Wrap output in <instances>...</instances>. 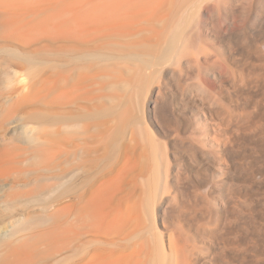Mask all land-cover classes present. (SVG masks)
<instances>
[{
  "label": "rangeland",
  "instance_id": "rangeland-1",
  "mask_svg": "<svg viewBox=\"0 0 264 264\" xmlns=\"http://www.w3.org/2000/svg\"><path fill=\"white\" fill-rule=\"evenodd\" d=\"M153 1L157 3L158 0ZM139 2L140 0H0V264H74L79 259H83L79 260L83 263L86 258L94 254L93 251L97 246H101L97 235L98 228H94L97 226L96 218L88 212L89 193H81L84 191L85 181L90 177L89 166L95 165L98 153H89V155L94 153L96 155L85 157V150L98 149L101 144L100 139L94 138V135H98V138L101 135H107L114 128L117 119H107L106 125L96 129L83 119L81 114L89 108L91 103L107 105L111 97H117L116 94L120 97L121 94H126L125 91L123 92V87H120L126 82L131 86L127 91L128 97L130 95L128 101L130 100L131 104L127 101V105L135 111H130L132 119L125 124L126 135H130V131L137 133L138 128L146 131L145 126L149 122L144 104L148 97L147 88L142 96L136 93L138 86L132 77L140 68L125 50L128 43L131 44L134 40L145 42L151 40V43L154 42L153 44L160 46L158 39L152 37L167 20L165 16L166 13L168 14L167 4L165 0L158 1L166 7L163 9V5L150 2L153 5L148 4L147 8L139 12L140 15L137 14L138 17L143 16L140 18L141 21L136 16L134 23L122 24L119 29L117 28L119 30L117 32V29L114 31L104 26L100 27L101 30L99 27L97 29L94 25L91 26V23L102 14L111 17L118 7L121 8V13L126 14L127 9L135 4L138 5ZM91 3L99 7L92 11L89 9L92 7ZM253 3L259 5L256 0ZM115 7L117 8L114 10ZM110 8H113L112 12H109ZM158 8L163 11L157 16L156 22L157 13H161L157 10ZM150 11L156 15L151 14ZM76 12L82 13L83 16L81 14L78 16L79 13ZM88 12L94 18L88 16ZM258 15L259 13L254 10L250 25L255 29L251 27L252 34L248 33V38L245 37L242 46L244 48H241V52L237 53L240 54L236 56L237 63L240 62V66L245 67L242 85L247 87L250 84L252 91H255L244 95V99L264 98V18L261 19L263 23L259 29ZM153 18H155L154 21ZM85 19H87L86 22L89 21L87 22L89 24L85 23ZM131 25L135 27L132 28ZM129 27L132 30L128 29ZM249 37L253 38L251 41L254 45ZM213 39L208 34L207 28L202 27L199 40L206 54L199 59L201 67H199L197 79L198 92H201V95L203 93L202 96H205L204 99L209 105H217L216 103L219 102L230 104V100L222 96V88L211 81V70H220L223 73L226 71L222 59L224 46ZM256 41L258 44H255ZM93 53H98L101 57L89 66L82 57ZM88 73L92 76L90 82H95L91 83L92 87L90 86L95 89H93V98L98 96L97 92H100L99 95L104 92V95H100L102 98L99 99L98 96V99L95 98L92 102L80 97L81 82L85 75H90ZM99 73H102V76L101 74L99 76ZM131 73L134 74L131 75ZM113 74L121 75L119 77L123 79L113 77ZM171 77L166 75L161 85L169 88V82L170 84L175 82V78ZM110 79L113 83L108 82L111 81ZM101 81L102 84L104 83L103 88H99L102 86ZM110 85H114L113 89H109ZM188 88L186 91H189V95H193L190 86ZM66 93L69 94L66 95ZM112 93H115L114 96L110 95ZM113 119L114 122H112ZM209 122L201 110H195L191 115V136L201 150L215 155L217 164L220 161L219 145L224 137L219 130L212 129ZM239 126L237 124L233 127L234 157L231 156L230 168L227 170L230 173L224 175L222 170L214 172L211 181L218 189H222L225 183L228 184L229 194L225 193L226 191H221L218 195L205 193L203 185L192 181L190 176L194 174V171L188 162L183 161L185 152L183 147L172 149V154L168 155L172 172L170 170L167 180L169 191L164 193L165 191L161 190L163 183V163L159 159L161 147L158 143H154L152 148L149 146L148 151H150H147L145 159L146 173L142 177L143 180L141 178L137 180L136 192L128 200L129 203H134V210L138 213L136 217L141 213L140 219L126 226L129 232L128 239L126 238L128 245L134 246L141 241L149 244L148 250L142 253L143 264H176L177 251L180 246H183L180 242L178 244V237L187 242L188 246L184 248L192 249L195 255L190 257L188 264H238L239 262L255 264L257 259L262 258L259 241L264 239V215L261 214L264 193L261 184L263 175L256 170L258 166L255 162L248 164L250 160L252 161L251 152H245L243 148L248 145L249 139L240 136ZM85 145L88 148L84 147ZM189 151L193 154L191 150ZM87 159L91 162L89 163ZM128 175L125 178H132L131 174ZM73 180L78 185L80 193L72 194L69 189L58 193L63 185ZM204 193L207 195L205 196ZM119 194L121 193H117V197L120 199ZM121 195L127 198L123 193ZM223 200L229 201L225 210L221 205ZM125 201L127 200L124 199L123 203ZM27 219L32 221L30 222L32 224H24L23 222ZM203 233L207 241L202 238ZM1 238L4 239L1 240ZM210 239H213L214 244H211L212 241L210 243ZM173 242L176 245V251L170 250L169 245L174 244ZM197 255L201 256L200 261ZM202 256L204 259H201ZM191 259L193 263H190Z\"/></svg>",
  "mask_w": 264,
  "mask_h": 264
},
{
  "label": "bare ground",
  "instance_id": "bare-ground-1",
  "mask_svg": "<svg viewBox=\"0 0 264 264\" xmlns=\"http://www.w3.org/2000/svg\"><path fill=\"white\" fill-rule=\"evenodd\" d=\"M158 1H157V3H158ZM165 1L167 4V10H168V14L167 13L165 14L167 20L159 28L155 26L158 29L154 32L155 33L154 35L151 34L154 36V37L151 36L152 38L158 39V41H159L158 43H160V46L153 44L154 42L151 43V40L148 42H145V41H135L133 39L135 42L134 41H133V43L130 42L131 44L128 43V47L125 50L126 54L129 55L132 59H134V61L137 62V67L140 68L135 73V75L132 77V79L134 80V83L138 86V92H136V93H139L140 96H142L144 94L145 88H147V92H148L147 96L148 97L144 101V104H145V108L147 111L149 122L145 126L146 131H143V130L138 128L137 133L130 131V135H126V129L125 128H127V127H125V124L129 123L130 122L129 120L132 119V113L130 111L133 109V108L131 109L130 106H129L130 107V109H129V107L127 105V103L130 101V100L128 101V98L130 97V95L128 97L127 91H128V88H130L131 86L128 85V83H126V82L123 85L122 84L120 85V87L121 86L123 87V92L125 91L126 94L123 93L124 95H122L121 94L122 92H121L120 93L121 97L119 96V94H116L117 97H111V101H109V103L107 105L102 104V103H100V104L91 103V104H89V108H86V109L84 108L85 111L82 112V114H81V117L83 119L87 120L89 122V124H91L96 129L103 126L105 124V122L107 121V119L116 118L117 122L115 123L114 128H112V130L109 129L111 131L107 135L106 134L104 136L101 135V137L99 136V138L97 137L98 135H94V138H96L98 140L100 139L99 142L101 144H100V147L98 149H92L91 150V148H89L91 151H88V149H86L87 150L86 151L84 148L85 157H87L89 155V153H93V152L98 153V159L95 162L93 161L95 163V165L93 167H91V166H89V164H87V166H89V169H90V173H88L90 177L85 181L84 191L81 193H89L88 212L90 215H92L93 217L96 218L95 222L97 223V226H94V228L97 227L98 232L94 228L93 229H94V231L97 232L101 246L98 247L96 244L97 248L94 249V247H93L94 245H93L92 247H93L94 251L92 250V248H91V250L94 252V254L92 256H90L88 259L86 258L83 263H80L79 262L80 259H79V260L75 261L74 264H143L144 258L142 257V253H144L148 250L149 244H147V243L145 244L143 241H141L140 243H137L136 245L131 246V245H128L126 243V238L129 234V232L126 230L127 229L126 226L132 222L139 220L140 219L139 215L141 214L140 213L137 216L138 217V219H137V217H136L137 210L135 212L134 203H129L128 200H130V197H132L133 193L136 192L137 180L139 178L142 179V177L146 173L147 166H146L145 159L147 157L148 152L150 151V150L148 151L149 146H150V148H152L154 143H158V146L161 147V149L159 150V159H160L161 163H163V165H162L163 183L161 185V190H164L165 191L164 193L169 191V188L167 185V182H168L167 180H168V177L170 175V170H171V166H172L170 164L171 162L168 161V158H169L168 155H171L172 154L171 150L175 149L177 147L178 148L183 147L185 149L184 150L185 152L183 154V158H184L183 161L188 162L192 166L193 171H194V174H191L190 177L192 178V181H197L196 183L199 182L201 185H203L205 187V193H208V194L209 193H217V195L221 191H226L225 193H227L228 192L227 190L229 189L228 184L225 183V186L223 187L224 184L222 183L223 185H221V186L223 188L218 189L211 183V181H212V177H213L214 172H219V170H222L224 175L229 172V171L227 172V170L230 168V161H231L230 158L232 155L234 157V151L232 149V141H233V137L235 136L233 127L236 126L237 124H239L240 125L239 129L241 130L239 133L240 136H242L244 139H249L248 145H246L243 148V150L245 152H251L250 157H251L252 161L250 160L248 162V164L250 165V163H253V162H255L257 164L258 167L256 170L259 171L263 175L261 184H262V187L264 189V98H259V99H254V100L250 99V98L244 99V95H247L250 92H253L254 90L252 91V89H251L252 86L250 84H248L247 87L242 85V82H243L242 74L245 71V69H244L245 67H241L240 62H239V64L237 63L238 59L236 57L237 55L240 54V53L239 54H237V53L241 50L242 46L244 45L245 37L248 38V33L249 34L251 33V27L252 26L250 25V21L252 20L251 18L253 17L254 10L259 13L258 17H260V18H258V19H260V21H259V23H257L259 25V29L261 27V24L263 23V22H261V19L264 18V0H256L259 2V5H254L255 3H253V2L255 0H250L249 2H247L246 0H165ZM150 2H152L153 4L156 3L153 0H140L138 5L135 4L132 7H130L129 9H127L126 14L121 13L120 7H118V10H115L117 8V7H115L114 10L116 12H114L113 15H111V17L103 16V14H102V16L100 15L101 17H99V18L95 17L96 21L94 20V22H92L93 24L91 23V26L94 25V27L95 28L97 27V29H98V27L100 28V27L104 26L105 28L109 27V28H112L114 30L117 28L119 29V27L122 24L134 23V20L137 19V17H138L137 14H139V12H141L145 8H147L146 6L148 4H150ZM161 2H162V0H161ZM102 4H100V5H102ZM153 4H150V5H153ZM158 5H163V4L158 3ZM91 6L92 7L89 9L94 11L98 5L94 6L91 3ZM254 6H255V8H254ZM150 7H154V6H150ZM165 8L166 7L163 5V9H165ZM111 9L113 11V8H110L109 12H112ZM163 9H162V11H163ZM157 10L161 11V9H159V8ZM124 11H122V12H124ZM162 11H161V13L158 12L157 15L153 12L152 13L155 14L157 17V16H159V14H162ZM89 12H90V10H89ZM89 12L87 13L88 16H90ZM105 12H102V13H105ZM76 13H79V12H76ZM150 13H151V11H150ZM80 14L82 15V13H79L78 16ZM99 14H101V13H99ZM94 15H96V14H94ZM84 17H86V16L84 15ZM90 17H93V15ZM141 17H143V16H139L138 19L140 20ZM144 17H145V15H144ZM151 18H152V16H151ZM155 18H153V21ZM72 19H74V18H72ZM87 19H85V23L89 22V21L86 22ZM157 19H158V17L155 19V21ZM159 19H161V18H159ZM82 20H84V18ZM139 20H137V23H139L138 22ZM77 23L79 24V21H77ZM87 24H89V23H87ZM91 26L89 25V28ZM131 26H133V25H131ZM139 26H140V23H139ZM253 26H254V24H253ZM94 27H93V29H94ZM134 27L135 26H133L132 28H134ZM202 27H206L208 30V34L211 35L215 39V41L221 42L224 46V49L222 51V54H223L222 59H223L224 65H225L223 67H225L226 71H225V73H223L220 70L218 71V70L213 69L210 71V77L212 79L211 81H213L214 83H217L218 86H220L222 88V96L224 98L230 100V102H231L230 104L219 102V103H216L217 105H209L206 103V101L204 99L205 96L204 97L202 96L203 93L201 95L200 94L201 92H198L199 88L197 86L198 85L197 79L199 76V74H198L199 67H201L199 59L203 56V54H206L205 53L206 50L202 46V44L200 42L201 40H199V32H200ZM125 28H127V26ZM125 28H122V29L124 30ZM253 28L254 27H252V29ZM263 28H264V26H263ZM118 29L116 30V32L119 31ZM128 29H131V28L129 27ZM140 29H142V28H140ZM144 29L145 28H143L142 30H144ZM100 30H101V28H100ZM134 31H136V30H134ZM152 32H153V29H152ZM256 33L258 34V32H256ZM260 33L262 34V32H260ZM102 36H103V34H102ZM259 36L261 37V35H259ZM201 37L203 38V36H201ZM251 39L253 41V38H250V41H251ZM88 40H89V38H88ZM91 40H93V39H91ZM155 43H156V40H155ZM255 44H258L257 41L255 42ZM253 45H254V43H253ZM103 46H105V45H103ZM105 48L103 50H105ZM208 52H209V50H208ZM122 53H124V52L122 51ZM100 57H101L100 54L93 53V54H87V55L83 56L82 58L84 61H86V64L90 66V64L96 62ZM249 59H250V57H249ZM251 59H253V58H251ZM246 62L248 64V61H246ZM249 63L251 65H253L252 62H249ZM121 64H123V63H121ZM250 64H249V66H250ZM76 65H78V64H76ZM113 66H114V64H113ZM132 66L133 65H131V67ZM247 68H248V65H247ZM129 69L130 68H128V70ZM94 70H95V68H94ZM178 71H179V73H178ZM85 72H87V71H85ZM88 74H90V73H88ZM100 74L102 76V73H99V76H100ZM133 74L134 73H131V75H133ZM108 75H110V74H108ZM166 75H170V77L173 76L175 78L174 83L170 84V82H169V85H170L169 88L167 86L163 87L161 85V82L164 81V78L166 77ZM105 76H107V74ZM112 76L118 77V78H120V80L123 79L122 77H119L121 75L114 76V74H113ZM96 77H97V75L95 76V78ZM107 77H109V76H107ZM246 78H248V77H246ZM246 78H245V80H249ZM110 80L111 81H108V82L113 83L112 79H110ZM126 80H128V79H126ZM90 81H92L91 74L85 75L83 77L82 82H81L82 83V91L80 92V97H82L83 99H85V101H88V102H92L98 96L100 99V98H102V97H100V95H102V94L104 95L103 91H102L103 93L100 95H99L100 92L99 93L97 92L96 94H98V96L93 98L92 95H93L94 87L90 88V86L92 87V84L95 82H90ZM130 81H131V79H130ZM165 81H167V80H165ZM89 82H90V84H89ZM114 82L117 83L115 80H114ZM98 83L100 84V82H98ZM103 84L101 81L102 86L100 85L101 87H99V88H103ZM114 85H112V86H114ZM254 85H255V83H254ZM112 86L110 85L109 89H113ZM189 86H190V89L193 91V93H192L193 95H189V91H186L187 89H189L188 88ZM258 86H259V84H258ZM69 88H72V87H69ZM64 91H63V93H64ZM118 91H120V90H118ZM136 91H137V89H136ZM136 93H135L134 98L136 97ZM68 94L69 93H66V95H68ZM114 94L112 93L110 95L114 96ZM58 95H60V94H58ZM61 95H63V94H61ZM107 96H108V94H107ZM104 99H107V98H104ZM137 104H139L138 100H137ZM137 104H135V105H137ZM133 110H132V112H135ZM195 110H201L204 113L206 120H208V122L209 121L211 122L212 129L215 128L216 130H219L220 134L224 137L223 139H221L222 143H220V145H219V151H218L219 155L218 154L217 155L219 156L220 161H218L219 163H217V164H216V160H215V155L212 152L201 150L194 143V141L192 139L191 130H190V128H191V115ZM144 111H145V109H144ZM134 114L136 115V113H134ZM137 114H139V113L137 112ZM135 117H137V116H135ZM79 119H81V118H79ZM83 119H81V120H83ZM114 121L115 120L113 119L112 122H114ZM210 122H209V124H210ZM84 123H87V122H84ZM106 124H107V122H106ZM85 125H84V127H85ZM108 125H109V122H108ZM79 127H80V125H79ZM139 127H141V126H139ZM91 130L93 131L92 127H91ZM82 131H83V129H82ZM85 131L87 132L88 130H85ZM92 139H93V137H92ZM99 142L96 141V143H99ZM84 143L86 144V142H84ZM93 144H95V143H93ZM84 147L88 148L86 145ZM187 149L191 150L193 152V154H190V151ZM95 153H94V155H96ZM176 156H174V157H176ZM87 160L89 163L91 162V160H89V159H87ZM87 160H85V161H87ZM173 166L176 167L174 164H173ZM171 172H172V170H171ZM128 174H131L132 176L131 175L130 176L132 178H130V179L125 178L126 175H128ZM75 176H76V174H75ZM232 176H234V175H232ZM226 177H227V175H226ZM228 178H229V176H228ZM228 178L226 180H228ZM74 180H73V182H70L69 184L66 183L65 185H63L62 188L60 189V192H58V193H61L62 191L67 190V189H69L71 191L70 193H72V194L73 193H80L79 187L74 182ZM192 183H194V182H192ZM221 186H219V187H221ZM232 188H233V186H232ZM229 192H228V194H229ZM117 193H121V194L123 193L124 196H127V198H124L121 194H119L120 195V199H119L117 197L118 196ZM206 195L207 194H205V196ZM75 196H76V194H75ZM121 196H122L123 200L124 199L127 200V201H125L126 203L125 202L123 203ZM142 196L140 198H142ZM219 200H222V199L220 198ZM137 202H139V201H137ZM228 202L229 201H227V200H223L221 202V205L224 208V210H225V208H227L226 205H228ZM261 208H262L261 214L264 215V193H263V197H262ZM134 212H135V214H134ZM92 216H91V219L93 218ZM91 219H89L91 221V223L95 224V222H92ZM42 220H44V219H42ZM120 221H123V223H126V224L120 223ZM218 221L220 222V220H218ZM30 222H32V221L27 219L23 223L30 225V224H32ZM140 222L143 223V221H140ZM209 222H211V221H209ZM23 223H22V225H23ZM38 223H39V220H38ZM215 223H217V222H215ZM135 225H137V224H135ZM203 225H205V224H203ZM223 225H224V223H223ZM201 231H203V230H201ZM214 231L216 232V230H214ZM199 233H201V232H199ZM201 236H202V234H201ZM255 237H256V235H255ZM202 238H204V239L206 238V237H204V233H203ZM2 239H4V238H1V240ZM204 239H202V240H204ZM212 240L210 239V243ZM179 242L183 246H180L178 251H177L178 257L175 258V260H176L175 263L176 264H188V260L190 259V257L195 256L192 252L193 250L184 248V247H187L188 244L181 237H178V244H179ZM213 242L214 241H212L211 244H214ZM259 243H260V249H261V252L263 255H262V258H259L256 260L255 264H264V239L260 240ZM169 246H170V250L172 249L173 251H176L175 243L170 244ZM91 252H89V253H91ZM151 256H152V254H151ZM196 257L200 261L201 256L197 255ZM201 259H204L203 256ZM81 260H83V259H81ZM216 260H217V258H216ZM157 261H158V259H157ZM191 262L193 263L192 259H191L190 263ZM159 263H161V262H159ZM195 263H196V259H195ZM199 263H201V262H199ZM238 264H242V263L239 262Z\"/></svg>",
  "mask_w": 264,
  "mask_h": 264
}]
</instances>
